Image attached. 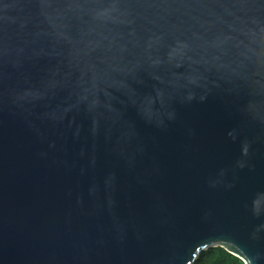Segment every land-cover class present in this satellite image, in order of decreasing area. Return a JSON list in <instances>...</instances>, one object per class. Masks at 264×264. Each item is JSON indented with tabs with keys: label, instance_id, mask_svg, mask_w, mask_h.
I'll use <instances>...</instances> for the list:
<instances>
[{
	"label": "water",
	"instance_id": "95a60500",
	"mask_svg": "<svg viewBox=\"0 0 264 264\" xmlns=\"http://www.w3.org/2000/svg\"><path fill=\"white\" fill-rule=\"evenodd\" d=\"M264 264V0H0V264Z\"/></svg>",
	"mask_w": 264,
	"mask_h": 264
},
{
	"label": "trees",
	"instance_id": "16d2710c",
	"mask_svg": "<svg viewBox=\"0 0 264 264\" xmlns=\"http://www.w3.org/2000/svg\"><path fill=\"white\" fill-rule=\"evenodd\" d=\"M193 264H244L238 257L222 247L209 248L203 251Z\"/></svg>",
	"mask_w": 264,
	"mask_h": 264
}]
</instances>
